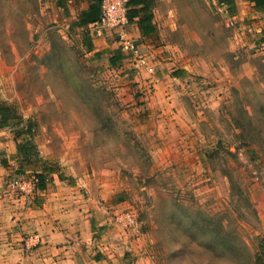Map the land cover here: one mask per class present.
Returning <instances> with one entry per match:
<instances>
[{
  "label": "rangeland",
  "instance_id": "1",
  "mask_svg": "<svg viewBox=\"0 0 264 264\" xmlns=\"http://www.w3.org/2000/svg\"><path fill=\"white\" fill-rule=\"evenodd\" d=\"M167 2L160 43L191 74L156 85L157 64L141 50L152 73L133 58L114 69L95 62L55 0H0V101L33 120L40 170L77 180L94 205L108 206L130 246L126 264H255L264 12L249 2L242 16L218 0ZM147 129L151 149L139 136Z\"/></svg>",
  "mask_w": 264,
  "mask_h": 264
},
{
  "label": "crops",
  "instance_id": "2",
  "mask_svg": "<svg viewBox=\"0 0 264 264\" xmlns=\"http://www.w3.org/2000/svg\"><path fill=\"white\" fill-rule=\"evenodd\" d=\"M161 1L129 3V9H132L148 2L152 18L149 24L143 26H152V29L145 33L140 30L139 15L129 17L127 29L140 50L157 64L155 82H159L164 75L186 81L191 74L190 64L176 66L170 54L164 53L166 45L160 43L159 8L161 5L167 9L172 6L168 0ZM246 2L264 12L262 8L256 7L254 1L234 0L238 16L245 12ZM55 3L67 14H72L70 18H73V23L92 5H98L100 18L98 0H65L64 7L57 0ZM95 21L75 26L82 28L83 34L88 36L92 48L87 51L95 57V62L106 67L112 66L109 58L119 47L108 31L104 34L89 25ZM121 53L123 57L112 66L113 69L122 67L123 64L118 66L119 63L127 59ZM139 130L141 132L143 129L136 128V131ZM153 132L147 129L139 135L145 141L142 145H148V149H151V142L147 138ZM15 140L9 127L0 128V264H126V252L130 246L126 235L115 225L108 206L94 205L93 198L84 193L77 180L62 178L54 170H47L50 173L40 170L41 163L36 156L30 162L24 159L17 152ZM18 171L42 172L50 178V182L39 190L34 200L26 204L22 198H17V193L8 183ZM33 232L40 235V244L23 255L21 235Z\"/></svg>",
  "mask_w": 264,
  "mask_h": 264
},
{
  "label": "built area",
  "instance_id": "3",
  "mask_svg": "<svg viewBox=\"0 0 264 264\" xmlns=\"http://www.w3.org/2000/svg\"><path fill=\"white\" fill-rule=\"evenodd\" d=\"M128 2L129 0H99L100 18L98 21L92 22L89 25L96 28L98 32H102L104 29L107 30L120 50L124 53L125 57L128 59L133 58L134 64L132 67L136 69L144 68L152 73L154 71V65L146 60L139 46L128 32ZM220 4L222 5L224 3ZM37 181L38 178L35 173L24 171L23 173H16L13 175L8 183L17 193V198H22L23 202L26 204L34 200L40 190L36 186ZM119 217L125 220L123 221L124 224L134 223V217L128 211H121ZM40 241L41 237L37 232L21 235L23 255L28 254L36 248L40 244Z\"/></svg>",
  "mask_w": 264,
  "mask_h": 264
},
{
  "label": "trees",
  "instance_id": "4",
  "mask_svg": "<svg viewBox=\"0 0 264 264\" xmlns=\"http://www.w3.org/2000/svg\"><path fill=\"white\" fill-rule=\"evenodd\" d=\"M99 1V0H98ZM141 0H129V3H138ZM254 1L257 8H262L264 10V0H251ZM65 0H57V3L64 7ZM219 3H226L230 10H234V0H218ZM142 13V14H140ZM128 18L133 15H139V26L142 32H148V30L152 29L151 27H144L143 25L149 24L150 19L152 18V13L149 10L148 2H145L143 6L139 8H132L127 11ZM99 18V8L98 5H92L88 10L81 13L80 18L74 25H85L91 21H95ZM261 40H264V28L262 30ZM83 44L86 46L87 50L92 48L89 38L86 34H83ZM123 57V54L118 49H115L112 56L109 58L110 65H116L119 60ZM34 122L33 120L24 119L23 116L16 110L15 106L7 101H0V128L1 127H9L14 139H16V148L17 152L21 154V156L30 161L31 158L37 156V152L32 140V136L34 134ZM18 139V141H17ZM54 170L50 168L49 171ZM24 171H18V173H23ZM38 178L37 188L43 189L46 185V175L42 172H34ZM260 249L261 251H257L254 254L255 264H264V236L260 238Z\"/></svg>",
  "mask_w": 264,
  "mask_h": 264
}]
</instances>
